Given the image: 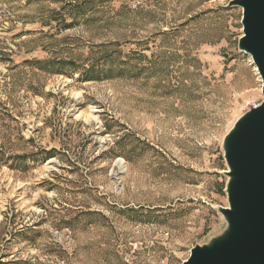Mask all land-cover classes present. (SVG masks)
<instances>
[{"label":"rangeland","instance_id":"1","mask_svg":"<svg viewBox=\"0 0 264 264\" xmlns=\"http://www.w3.org/2000/svg\"><path fill=\"white\" fill-rule=\"evenodd\" d=\"M232 0H0V264H183L226 231L224 144L262 102Z\"/></svg>","mask_w":264,"mask_h":264},{"label":"water","instance_id":"2","mask_svg":"<svg viewBox=\"0 0 264 264\" xmlns=\"http://www.w3.org/2000/svg\"><path fill=\"white\" fill-rule=\"evenodd\" d=\"M243 10L239 49L252 57L264 96V0H232ZM229 172L228 226L209 244L197 245L183 264H264V99L236 123L224 144Z\"/></svg>","mask_w":264,"mask_h":264},{"label":"bare ground","instance_id":"3","mask_svg":"<svg viewBox=\"0 0 264 264\" xmlns=\"http://www.w3.org/2000/svg\"><path fill=\"white\" fill-rule=\"evenodd\" d=\"M256 71H257V68H256Z\"/></svg>","mask_w":264,"mask_h":264}]
</instances>
